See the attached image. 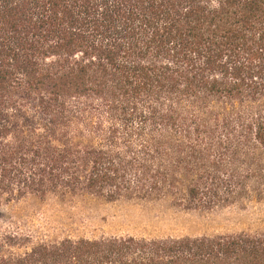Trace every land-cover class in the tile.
<instances>
[{"label": "trees", "instance_id": "obj_1", "mask_svg": "<svg viewBox=\"0 0 264 264\" xmlns=\"http://www.w3.org/2000/svg\"><path fill=\"white\" fill-rule=\"evenodd\" d=\"M211 209L264 196V0H0V198ZM0 264H264V231L34 243Z\"/></svg>", "mask_w": 264, "mask_h": 264}, {"label": "rangeland", "instance_id": "obj_2", "mask_svg": "<svg viewBox=\"0 0 264 264\" xmlns=\"http://www.w3.org/2000/svg\"><path fill=\"white\" fill-rule=\"evenodd\" d=\"M19 231L34 243L71 238L133 235L184 237L264 231V196L211 209L171 199L109 201L88 194L0 198V233Z\"/></svg>", "mask_w": 264, "mask_h": 264}]
</instances>
